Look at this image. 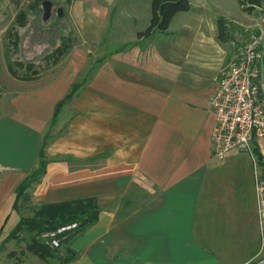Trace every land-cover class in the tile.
Instances as JSON below:
<instances>
[{
    "label": "crops",
    "instance_id": "crops-1",
    "mask_svg": "<svg viewBox=\"0 0 264 264\" xmlns=\"http://www.w3.org/2000/svg\"><path fill=\"white\" fill-rule=\"evenodd\" d=\"M203 2L196 13L178 12L164 32L138 38L140 28L117 41L52 126L80 64L26 86L0 80V180L8 186L0 264H47L25 243L15 250L11 230L2 234L14 203L83 197L97 199L98 219L65 246L75 258L58 264H245L264 255L255 155L212 154L210 97L237 46L218 39L220 16L206 17ZM47 132L45 171L15 202ZM253 143L264 162V137Z\"/></svg>",
    "mask_w": 264,
    "mask_h": 264
},
{
    "label": "rangeland",
    "instance_id": "rangeland-1",
    "mask_svg": "<svg viewBox=\"0 0 264 264\" xmlns=\"http://www.w3.org/2000/svg\"><path fill=\"white\" fill-rule=\"evenodd\" d=\"M43 1L0 0V80L4 88L8 79L24 86L40 82L65 71L72 61L81 65L75 79L80 82L90 68L98 67L106 51H112L117 41L131 38L135 29L144 28L150 17V0H49L51 16L45 20ZM200 1L206 5V17L215 21L218 16L226 17L229 35L237 47L250 32L259 35L264 43V12L258 8L246 14L237 0H190V13L198 11ZM59 8L62 9L61 17L58 16ZM13 32L17 34L16 44ZM58 48L62 49L61 54L56 52ZM26 64L33 66L27 68ZM260 77L264 89L263 66ZM2 181L0 196L8 187ZM35 207L25 200L15 204L20 217L31 216ZM17 214L13 211L3 224V235L15 226ZM14 242L15 250L24 243L27 248L28 238L20 234ZM65 246L61 243L55 254L43 260L47 264H58L59 257L65 255Z\"/></svg>",
    "mask_w": 264,
    "mask_h": 264
},
{
    "label": "built area",
    "instance_id": "built-area-1",
    "mask_svg": "<svg viewBox=\"0 0 264 264\" xmlns=\"http://www.w3.org/2000/svg\"><path fill=\"white\" fill-rule=\"evenodd\" d=\"M262 57L260 36L250 32L217 80L210 97L214 115L211 149L216 158H222L231 149L241 148L252 152L253 141L264 137V89L260 77ZM255 190L257 215L260 223H263L264 175L259 165L255 172ZM75 227L76 222H73L55 230L43 231L38 237L48 246L57 248L68 237V231ZM245 264H264V255Z\"/></svg>",
    "mask_w": 264,
    "mask_h": 264
},
{
    "label": "trees",
    "instance_id": "trees-1",
    "mask_svg": "<svg viewBox=\"0 0 264 264\" xmlns=\"http://www.w3.org/2000/svg\"><path fill=\"white\" fill-rule=\"evenodd\" d=\"M237 3L241 10L246 14H252L257 8L261 12H264V0H237ZM189 9L190 0H150L149 21L142 30L137 31L136 36L138 38H150L156 32L166 31L172 18L178 12H185ZM217 29L218 39L222 42L228 41L230 38L229 27L227 25V19L224 16H220L217 19ZM13 35L15 37L14 44H16L17 34L13 32ZM262 48V63L264 67V43L262 44ZM56 52L61 54L62 49L58 48ZM46 58H48V55ZM19 65H22V63L19 62ZM26 66L28 68L33 65L26 64ZM81 84L82 82L73 83L69 92L56 104L50 126L54 124L62 105L75 93ZM49 134L50 133L47 132L44 136V142L39 151V160L36 168L29 172L16 186L15 202H17L19 197L24 196L25 190L32 183L37 181L45 171L47 160L44 155V146L49 138ZM252 152L255 155L257 164L261 168L262 174L264 175L262 154L255 143H253ZM98 213L99 206L95 197H83L49 204L42 203L34 208L31 216H22L19 218L15 226L11 229L8 238L19 239L20 234H24L28 238L27 249L40 258H45L55 254L57 248L50 247L43 243L38 237L41 232L55 230L58 227L76 222V227L68 231V237L62 241V243L67 245L70 240L97 221ZM66 252V256H60V263L75 258L76 254L71 249L67 248Z\"/></svg>",
    "mask_w": 264,
    "mask_h": 264
},
{
    "label": "water",
    "instance_id": "water-1",
    "mask_svg": "<svg viewBox=\"0 0 264 264\" xmlns=\"http://www.w3.org/2000/svg\"><path fill=\"white\" fill-rule=\"evenodd\" d=\"M42 12H43V19L47 20L50 18L51 16V12H50V9H51V2L49 0H44L42 2ZM58 16L61 17L62 16V9L59 8L58 9Z\"/></svg>",
    "mask_w": 264,
    "mask_h": 264
}]
</instances>
